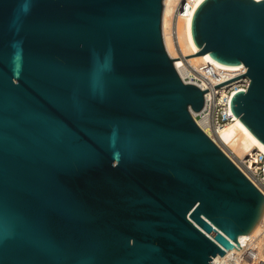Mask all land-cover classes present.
<instances>
[{
  "label": "water",
  "instance_id": "95a60500",
  "mask_svg": "<svg viewBox=\"0 0 264 264\" xmlns=\"http://www.w3.org/2000/svg\"><path fill=\"white\" fill-rule=\"evenodd\" d=\"M163 0H0V264H226L264 196L194 121L173 60L246 67L264 146V0H202L171 59Z\"/></svg>",
  "mask_w": 264,
  "mask_h": 264
},
{
  "label": "built area",
  "instance_id": "2783aa9c",
  "mask_svg": "<svg viewBox=\"0 0 264 264\" xmlns=\"http://www.w3.org/2000/svg\"><path fill=\"white\" fill-rule=\"evenodd\" d=\"M170 1L172 11L168 17L167 32L175 56L168 55L171 59H175L188 56L184 52L188 36L187 27L190 26L191 30L192 15L198 5H195L196 0ZM173 65L183 83L195 85L204 92L202 109L196 113L191 111L196 124L264 196V152L253 149L243 157H238L219 134L221 129L235 120L229 109V99L233 92L247 90L250 82L246 75L247 68L222 70L206 61H196L192 57L173 60ZM260 222L261 228L258 235L243 245L231 259L230 264H264L262 255L264 253V214Z\"/></svg>",
  "mask_w": 264,
  "mask_h": 264
},
{
  "label": "bare ground",
  "instance_id": "6f19581e",
  "mask_svg": "<svg viewBox=\"0 0 264 264\" xmlns=\"http://www.w3.org/2000/svg\"><path fill=\"white\" fill-rule=\"evenodd\" d=\"M202 0H196V4L198 5ZM259 1V0H256ZM172 11L171 1L170 0H163V11H162V35H163V42L165 48L169 55L172 57L175 56L174 49L172 46L171 39L167 32V25H168V17ZM187 40L185 41L184 45V52L186 55H193L196 54L198 48L196 47L192 35L190 26L187 27ZM195 58L196 61H205L203 55L192 56ZM220 136L222 139L229 145L230 149L238 156L243 157L247 152L258 149L264 152V146L247 130V128L238 120L236 117L235 120L229 123L226 127L219 131ZM238 152V153H236ZM261 228V222L258 223L254 233L248 239L246 243H248L253 237L258 235ZM245 243V244H246ZM244 244V245H245ZM234 254L226 264H230L232 258L235 257ZM263 255V254H262Z\"/></svg>",
  "mask_w": 264,
  "mask_h": 264
},
{
  "label": "rangeland",
  "instance_id": "374dc122",
  "mask_svg": "<svg viewBox=\"0 0 264 264\" xmlns=\"http://www.w3.org/2000/svg\"><path fill=\"white\" fill-rule=\"evenodd\" d=\"M236 153H238V152H236ZM239 154V153H238ZM263 258H264V253H263Z\"/></svg>",
  "mask_w": 264,
  "mask_h": 264
}]
</instances>
